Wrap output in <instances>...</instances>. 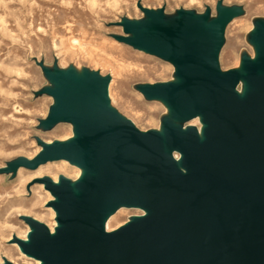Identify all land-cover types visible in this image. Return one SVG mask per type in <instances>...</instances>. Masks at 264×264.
I'll return each instance as SVG.
<instances>
[{
	"label": "rangeland",
	"instance_id": "rangeland-1",
	"mask_svg": "<svg viewBox=\"0 0 264 264\" xmlns=\"http://www.w3.org/2000/svg\"><path fill=\"white\" fill-rule=\"evenodd\" d=\"M188 23L206 37L220 24L211 68L243 95L264 64V0H0V226H7L0 230L1 260L10 253L19 264L33 262L14 246L18 239L9 240L33 227L30 218L56 228L61 199L48 181L76 191L85 183L78 169L87 181L95 177L86 162L43 159L75 138L78 106L70 96L81 101L101 88L110 117L156 137L162 150L167 138L202 126L169 95L185 80L180 63L147 47L159 28ZM163 154L185 156L173 145ZM143 216L120 202L103 228L109 219L113 233Z\"/></svg>",
	"mask_w": 264,
	"mask_h": 264
},
{
	"label": "water",
	"instance_id": "water-1",
	"mask_svg": "<svg viewBox=\"0 0 264 264\" xmlns=\"http://www.w3.org/2000/svg\"><path fill=\"white\" fill-rule=\"evenodd\" d=\"M216 23L199 49V26L182 28L177 46L166 27L147 47L180 63L187 84L169 91L184 115L201 111L213 124L210 141L200 146L195 133L176 134L170 145L185 152L183 176L163 154L160 142L110 117L102 89L80 101L74 117L87 140L79 147H53L58 155L102 170L88 180L82 202L67 184L48 188L60 196L59 222L67 227L50 239L44 225L36 246L26 247L46 264H264V78L254 76L261 94L241 101L233 82L211 68L220 40ZM85 109H84V108ZM81 108L83 110H81ZM128 200V201H127ZM141 202L158 214L141 218L115 233L102 234L107 212L117 203Z\"/></svg>",
	"mask_w": 264,
	"mask_h": 264
},
{
	"label": "bare ground",
	"instance_id": "bare-ground-1",
	"mask_svg": "<svg viewBox=\"0 0 264 264\" xmlns=\"http://www.w3.org/2000/svg\"><path fill=\"white\" fill-rule=\"evenodd\" d=\"M193 25L195 26V24H193ZM168 29L171 32V35L174 37L176 45L182 46L181 33H180L182 28H179V27L170 28L169 27ZM155 36L157 39H160V40L163 38L159 34V29L156 30L154 37ZM207 39H208V37L203 36V35L200 37L199 49L202 48L203 44L205 43V41ZM261 57H262V51H261V49H258L257 58L259 61L261 60ZM260 69L261 70H259V72L257 73V77L264 78V64L263 63L261 64ZM186 84H187V79H185L182 82L181 87L186 86ZM232 93L235 95V97L237 99H239L241 101H246L249 98V96L254 94V93L261 94V90L257 84L253 83V81L251 79H248L245 83L243 95L237 93L234 88L232 89ZM109 96L111 98V91L110 90H109ZM260 96H261V106H262V109L264 110V96L262 94ZM70 100H71V102L76 103L75 104L76 106H78L80 104V101L75 102L72 96H70ZM76 106H74V107H76ZM182 106H183V103L182 104L179 103L177 108L180 109ZM195 115H196V118H195L194 122L200 121V123L202 125L201 127L195 128V130H194L195 134H196V139H197V142L200 146H205L210 141L209 133L213 129V124L207 120V114L204 111H201ZM180 134L183 136L187 135V133H185V132H182ZM87 140L91 141L90 139H87L86 135L84 134L83 126L79 122H76L75 123V138L72 139L68 144L63 145L62 147L76 148V147H79L81 144H83ZM169 145H170V141H169V138H167L165 143L163 144V151L164 152H166ZM186 159H187L186 155L184 156L183 154H180V157L178 159H172L171 158V162H172V165L176 169H178L183 176H190V175L194 174L196 170L186 166V164H185ZM63 162L67 163L65 160ZM94 171H95V175H94L95 177L94 178H101V179L103 178L102 170L100 168H94ZM78 174H79L80 178L82 179V181L86 183L87 179L85 178V175H84L85 173L83 172V170L78 169ZM51 183L53 186H61L59 181H57V180H54ZM71 194L73 197H75V199L78 202H82L84 200V197L88 193H87V190L85 188H80L79 190H76V191L71 190ZM129 202H130V207L140 208L144 211L145 216H143L141 218V220L145 219L151 215L158 214V211L149 205H146V204L141 203V202H134V201H129ZM0 215H2V214L0 213ZM24 215H27V214H24ZM30 219L33 222L39 223L40 225H44V224H42V222L40 220H38L35 217L30 218ZM109 222L110 221L108 219L106 224L104 225V228L102 229L103 235L111 234V233H107L110 231ZM133 223L134 222L127 223L122 228L128 227L129 225H131ZM55 226H56L55 229L45 226L50 239H54V238L58 237L59 232L67 227L66 224L60 223L58 221L56 222ZM6 228H7V226H0L1 231L6 230ZM122 228H120V229H122ZM118 230H116V231H118ZM115 232H113V233H115ZM38 233L39 232L36 228L33 229V227L28 226V228L24 232H18L17 234L11 233L9 240L14 241L13 239H18V241L25 244L26 247H33V246H36L35 235H38ZM21 243H15L14 246L17 247V249L20 251V253L23 255V257L33 261V262L28 261L27 264H46V262L44 260L39 259L35 255H33L30 251H27L25 249V246H22ZM0 264H19V263H17L16 261H13V258L9 253V261L5 262V261L0 259Z\"/></svg>",
	"mask_w": 264,
	"mask_h": 264
}]
</instances>
